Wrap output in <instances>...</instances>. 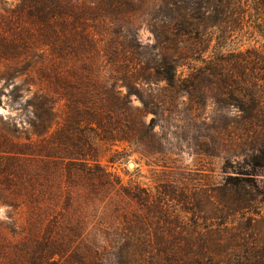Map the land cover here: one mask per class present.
I'll return each mask as SVG.
<instances>
[{"label": "rangeland", "instance_id": "374dc122", "mask_svg": "<svg viewBox=\"0 0 264 264\" xmlns=\"http://www.w3.org/2000/svg\"><path fill=\"white\" fill-rule=\"evenodd\" d=\"M193 1L0 0V264H163L154 242L158 222L148 218L145 198H174L164 199L168 212L159 222H204L221 233L264 222V195L253 209L227 202L223 185L230 177L252 179L239 173L248 168L245 152L252 145L227 125L239 112L221 82L170 83L143 70L160 59L156 34ZM263 44L264 33L247 28L227 48ZM179 72L188 77L189 69ZM143 76L151 79L140 86L142 98L126 99L140 131L127 132L120 116L105 120V135L116 140L97 139L89 167L78 165L83 171L68 178L59 160L65 98L80 89L92 99L100 90L122 96L123 82ZM40 84L58 99L43 144L32 106ZM257 170L264 190V167ZM143 219L152 238L145 244L134 241L131 228L139 233L133 225ZM99 243L108 245L101 260L85 247Z\"/></svg>", "mask_w": 264, "mask_h": 264}, {"label": "trees", "instance_id": "16d2710c", "mask_svg": "<svg viewBox=\"0 0 264 264\" xmlns=\"http://www.w3.org/2000/svg\"><path fill=\"white\" fill-rule=\"evenodd\" d=\"M164 27L161 34H156L161 36L160 46H157L160 59L155 65L144 67L143 70L146 73L152 69L158 79L170 83L187 78L221 82V92L228 98V104L239 112L237 119L227 125L243 132L241 140L251 141L252 145L245 152L246 162L243 164L250 170L247 168L245 172H239L252 179L236 181L230 177L231 180L223 185L229 192L227 202L234 203L241 210L257 207L260 203L258 197L264 195V190H259L256 178L257 169L264 167V44L262 48L250 46L245 50L227 47L232 39L241 32L243 34L247 28L264 33V0H194L191 6L180 5L177 16L171 18ZM180 67L189 69L188 77L184 72H179ZM142 79L141 82H123L121 86L126 87L127 93L122 96L121 90L115 92L113 89L111 95L100 90L92 99L85 90L80 89L78 94H70L65 98L66 118L60 129L65 131L62 140L65 155L59 160L66 166L68 178L83 171L84 168L78 165L89 167L88 156L96 152L97 139L116 140L114 136L105 135L110 132L107 127L109 122L105 120L111 122L120 116L125 119L127 132L140 131L136 120L132 118L128 104L130 101L126 99L134 93L142 98L140 86L151 78L143 76ZM51 97L41 84L33 96L32 106L38 120L36 131L42 144L49 142L48 133L54 121L53 110L58 102V99L54 101ZM104 107L110 109L103 113L101 110ZM123 139L130 140L127 137ZM42 155L51 162L57 161L49 153ZM121 187L127 192L125 187ZM164 199L173 202L174 198L165 196L155 202L149 198L143 201V205L149 209L148 218H154L150 221L158 222L154 242L158 254L165 258L163 264H264V222H242L240 226L232 225L226 233H221L225 229L213 228L204 222H159L162 220L159 214L168 212L162 207L163 204L169 207ZM173 212L179 216L176 210ZM137 225L141 229L139 233L131 226L132 234L136 236L134 241L144 244V239L151 241L146 221L133 226ZM107 246L99 243L98 249L85 247L101 260ZM155 251L154 248L152 252Z\"/></svg>", "mask_w": 264, "mask_h": 264}]
</instances>
